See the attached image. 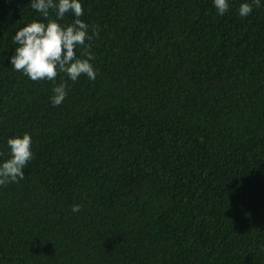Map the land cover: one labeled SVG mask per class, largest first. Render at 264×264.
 I'll return each instance as SVG.
<instances>
[{
	"label": "trees",
	"instance_id": "trees-1",
	"mask_svg": "<svg viewBox=\"0 0 264 264\" xmlns=\"http://www.w3.org/2000/svg\"><path fill=\"white\" fill-rule=\"evenodd\" d=\"M240 2L81 0L96 78L58 73L53 105L9 63L39 14L0 0V159L34 153L0 186V264H264V4Z\"/></svg>",
	"mask_w": 264,
	"mask_h": 264
},
{
	"label": "clouds",
	"instance_id": "clouds-1",
	"mask_svg": "<svg viewBox=\"0 0 264 264\" xmlns=\"http://www.w3.org/2000/svg\"><path fill=\"white\" fill-rule=\"evenodd\" d=\"M218 15L223 16L230 0H212ZM264 0H241L238 14L243 18L249 16L253 7H260ZM30 8L39 14L38 19L26 23L12 36L17 45L9 58L14 71L21 72L32 81H53L50 102L59 105L67 95L66 83H55L58 73H65L69 80L75 81L85 75L89 80L96 78L97 70L93 67L92 54L88 51L87 40L95 35L89 34V25L80 17L84 14L81 0H29ZM54 13V18L50 16ZM71 12V23L60 24L65 13ZM81 46H83L81 48ZM77 51L82 56H77ZM32 137L24 132L6 138V159H0V186L8 182H17L24 178L25 165L33 158ZM3 153L0 152V157ZM80 210L79 204L72 205V212Z\"/></svg>",
	"mask_w": 264,
	"mask_h": 264
}]
</instances>
